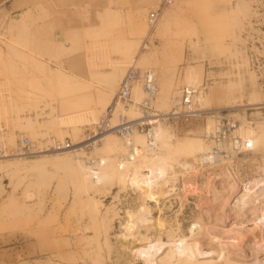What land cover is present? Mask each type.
<instances>
[{"label": "rangeland", "instance_id": "rangeland-1", "mask_svg": "<svg viewBox=\"0 0 264 264\" xmlns=\"http://www.w3.org/2000/svg\"><path fill=\"white\" fill-rule=\"evenodd\" d=\"M15 1L0 5V148L28 138L39 154L0 158V264H264V194L237 196L264 163V0H171L153 29L148 14L163 0ZM131 65L153 71L157 115L182 87H201L199 108L227 109L237 133L257 139L232 159L234 181L181 166H195L217 117L150 118L163 130L166 170L143 172L137 185L104 175L90 187L87 159L105 160L103 173L125 154L114 133L53 151L83 146ZM126 210L138 211L130 228Z\"/></svg>", "mask_w": 264, "mask_h": 264}, {"label": "built area", "instance_id": "built-area-1", "mask_svg": "<svg viewBox=\"0 0 264 264\" xmlns=\"http://www.w3.org/2000/svg\"><path fill=\"white\" fill-rule=\"evenodd\" d=\"M171 3V0H163L159 7L148 14L147 23L150 29H153L159 20L163 9ZM149 37L143 40L141 49L148 47ZM140 85L145 93V98L136 103L133 97L134 88ZM157 93V82L151 70L140 71L131 65L123 78L121 79L117 91L106 107L102 116L95 123V129L89 134L83 148L90 149L96 144L103 134L114 133L122 138L126 143L131 141L135 131L147 136L151 141L150 131L152 122L150 118L158 117L159 119H189L206 117H217L218 121L211 129H205L204 139L210 148L207 152L201 154L199 164L208 166L210 163L219 160H232L237 155H242L251 150V142L240 136L238 121L224 112L227 109H201L199 108L198 97L203 93V88L184 86L180 89L179 95L173 98L171 109L165 113L157 115L153 112L152 100ZM130 106H136L143 111L141 117L128 119L123 110ZM132 148L134 145H130ZM71 148L70 144H57L53 151H62ZM134 150V149H133ZM28 138H24L12 151L8 153L4 147L0 148V158L6 157H24L31 158L38 155ZM87 162L93 165V159H87Z\"/></svg>", "mask_w": 264, "mask_h": 264}, {"label": "bare ground", "instance_id": "bare-ground-1", "mask_svg": "<svg viewBox=\"0 0 264 264\" xmlns=\"http://www.w3.org/2000/svg\"><path fill=\"white\" fill-rule=\"evenodd\" d=\"M151 72L153 73L152 70H151ZM136 87L140 90V92L142 93V96L143 95L145 96V93L142 90L141 86L140 85H137ZM136 87L133 90V97L135 96L134 95V92L136 90ZM202 94H200L199 97H198V103L199 104L201 103L200 98L202 97L201 96ZM178 95H179V91H178ZM141 100H143V99H141ZM101 104H103V101L100 100V101H98L97 106H99ZM134 107H136V106H134ZM158 121L159 120L156 119L155 120V123L157 122V124L154 127L152 126V128H151L152 129L150 131V136L152 138L151 141H148V138H147L146 135L139 134L138 132H137L138 134H134L133 133L132 138H131V141L129 143H126L125 141H123L124 148H125V154L123 155L122 158H119L117 160V162L115 163V165H116L115 168L116 169L107 168L102 173V170H100V168L101 169L104 168V166L106 164V163L104 164L105 160H104V162L103 161L101 162V160L99 158L93 159V162H94L93 165L91 163H89V162L86 161L85 164H84V167H85L86 177L90 178L89 179L90 187H94L97 183H100V180H101L102 177H104V175L106 177H109V179L110 178L113 179L114 177H117L119 179V181L121 182V184H123L126 187L128 185H131L132 183L134 184V182H137L136 179L139 176L142 177L141 175L145 171L152 170L153 168H154L153 170L159 168V169H161V172L162 171L165 172L167 158L164 157V156H162L161 155V152L159 150V146H160L159 145V140L163 137V130H162V127L160 126L161 125L160 122H158ZM214 126L210 127V129L213 128ZM110 134L111 133H109V132L103 134L102 137H101V139L103 137H107ZM242 137L245 138V139H248L251 142V146L252 147H251V150L250 151L254 150V141L256 143L257 142V139L254 140V139H252V137H249V136H242ZM116 143L117 142H115V140L113 138H111V139L109 138V140H107V142L105 144V149L107 151H111L115 147L114 145ZM130 145H134V147L132 148ZM138 146L139 147H142V148L139 149ZM206 146H207V149L204 152H207L209 150V148H210L209 144L208 145L206 144ZM82 149H83V147L80 145V146H75V147L73 146L72 148L62 150L61 152L65 153V152H69V151H77V150H82ZM140 150H143V151L140 152ZM196 150L197 151H201L203 149L199 145V146L196 147ZM204 152H202V153H204ZM202 153H200L198 155V157H197V159H196V161L194 163L195 166H193V164L191 162H189V161L186 160V161H184L181 164L182 168L185 169V170L192 169V170H195L196 171L198 168L205 167V166H202V165L199 164V158H200V156H201ZM143 154L150 155L152 158L149 159L148 156L143 155ZM236 157H238V155ZM231 161L232 160H219V161H214L213 163H210L208 166L206 165V167H209L210 170H212V173H213V171L214 172L215 171H221V174H223L225 177H228V179L231 182L232 179H233L232 181H234V179H235V177L233 178L232 172L229 170V165L232 164ZM108 164H109V162H108ZM220 164H226L228 167L226 165L225 166L223 165V167H220V166L216 167V165H220ZM110 166H111V164H110ZM218 174H219V172H218ZM216 176H214V177H216ZM218 176H220V175H218ZM239 179H238V181H239ZM138 182L136 183V185L138 184ZM236 182H237V180H236ZM240 182L242 183V181H240ZM139 183H142V181L140 180ZM234 188H235V182L230 185L229 189H234ZM257 190H259V192H261L262 194H264V163H263V165H259L257 167V170L255 171L254 175H252L249 178L248 182L243 183V186H241V188H240L237 196H240V198L242 197L241 199L244 200L243 197H245V199H247L248 198L247 196H249L248 194L251 195V193L253 194V192H255ZM230 192H231V190H230ZM257 194L255 193V194H253V196L254 195L256 196ZM245 195H247V196H245ZM147 196H149V194H145L144 195V197H147ZM251 198L254 199V197H251ZM257 198L258 197H256V199ZM241 199L240 200L238 199V200L241 201ZM256 199H254L253 201H255ZM231 200H232V198H231ZM248 202H251V200H249ZM248 202H247V204H249ZM228 203H229V201H228ZM139 212H141V209H140ZM139 215H140V213H139ZM124 217H126V221H125L126 224H125L124 228L125 227H129V226H132V225H134L133 224L134 221L136 219L137 220L139 219V217H138V211L135 212L133 210H126ZM183 263L186 264V262H183Z\"/></svg>", "mask_w": 264, "mask_h": 264}, {"label": "crops", "instance_id": "crops-1", "mask_svg": "<svg viewBox=\"0 0 264 264\" xmlns=\"http://www.w3.org/2000/svg\"><path fill=\"white\" fill-rule=\"evenodd\" d=\"M29 1L32 0H16L14 2V7L16 9H23L25 6L28 5ZM46 3L50 4V2L53 4L52 6L55 5H60L61 8L66 7L67 5H69L70 3L74 2L75 0H45ZM7 2V0H0V5H3ZM111 8V7H110Z\"/></svg>", "mask_w": 264, "mask_h": 264}]
</instances>
